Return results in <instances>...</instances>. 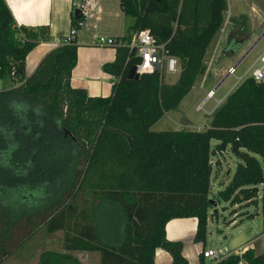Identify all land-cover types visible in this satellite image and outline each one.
I'll return each mask as SVG.
<instances>
[{
  "label": "trees",
  "instance_id": "obj_1",
  "mask_svg": "<svg viewBox=\"0 0 264 264\" xmlns=\"http://www.w3.org/2000/svg\"><path fill=\"white\" fill-rule=\"evenodd\" d=\"M119 3L133 19L122 39L146 30L166 44L180 65L175 83L157 74L129 79L138 58L114 46L115 59L103 70L118 80L108 97H90L71 87L79 46L75 39L65 44V37L27 77L28 53L49 37L39 28L17 27L0 0V80L13 85L0 91V264L41 229L61 232L65 252L99 253V264H153L158 248L172 264H188L183 244L166 239L165 225L196 218L194 242H205L212 156L227 148L237 164L219 196L235 205L242 199L256 204L260 196L264 229V82L245 79L202 131L151 129L205 74L203 61L227 1ZM81 19L73 17L72 26ZM240 45L230 38L221 53L234 55ZM108 207L120 216L116 242L101 225L100 211ZM240 262L264 264V254L248 249L217 264ZM38 264L81 263L67 253H45Z\"/></svg>",
  "mask_w": 264,
  "mask_h": 264
},
{
  "label": "rangeland",
  "instance_id": "obj_2",
  "mask_svg": "<svg viewBox=\"0 0 264 264\" xmlns=\"http://www.w3.org/2000/svg\"><path fill=\"white\" fill-rule=\"evenodd\" d=\"M229 3V0H226ZM232 2V1H231ZM224 15L221 30L212 39L203 65L206 72L195 81V84L188 95L180 102L179 106L172 111L163 115L159 121L153 126V131H202L209 126L211 116H208L204 111L197 112L196 107L200 105L206 98L208 91L215 89L220 81L226 76L227 71L235 66L238 60L249 50L252 44L259 36L247 35L248 31L241 30L245 23L244 18L240 20L236 17L229 19L228 10ZM123 32L120 39L128 37L127 29L133 23V19L127 16L121 17ZM226 23V27H224ZM84 29V28H83ZM80 29L77 33L78 41L88 42L90 31ZM262 34V33H261ZM238 36V38H237ZM235 37L238 42H241L240 48L234 55L230 53L222 55L221 51L225 48L230 38ZM86 38H88L86 40ZM99 38V36H98ZM101 38V37H100ZM103 38H107L106 36ZM219 42L216 53L215 48ZM112 50L109 47H105ZM264 52V38L250 52L249 56L238 66L236 76H241L246 69L256 60L260 54ZM36 69V66H35ZM83 71V68L81 67ZM34 71V70H33ZM32 73V72H31ZM30 75V74H29ZM178 79V75H173L165 78L166 84H173ZM235 78L229 76L224 84L215 93V98L220 99L226 95V98L234 91H230L234 85ZM105 86L110 89L109 83L113 80L106 79ZM13 87L8 79L0 80V91H4ZM111 91V90H110ZM224 99V102L226 100ZM214 106L212 100L206 102L204 110L209 111ZM217 144L216 141H211V148ZM212 173L211 186L212 191L209 195L210 200H213L218 211L219 219L216 220L212 212L208 213L207 231L205 246L208 249H222L226 252L233 251L239 247L253 246L256 253L264 254V229L262 226V211L260 196L257 198L256 204L250 203V200L242 199L239 204H233L231 201H225L219 196V191H222L229 184L233 176L237 164L236 157L228 148L224 153L215 154L212 156ZM2 176H8L3 173ZM230 176V178L228 177ZM211 209V208H210ZM240 213V216L238 215ZM251 214L250 217H245V214ZM242 218V221L235 228L230 226L232 219ZM101 225L104 235L110 242L116 241L121 235L119 229L120 216L110 207V209H102L100 211ZM108 237V238H107ZM251 241V242H250ZM250 242V243H249ZM249 243V244H248ZM207 250V249H205ZM45 253H65L62 245V233L48 235L44 229L39 230L32 238L17 249L3 264H38L40 256ZM202 253V252H201ZM73 256L81 264H99V253L97 252H72ZM56 261L55 259L52 262ZM190 264V262H188ZM205 264H211L207 262Z\"/></svg>",
  "mask_w": 264,
  "mask_h": 264
},
{
  "label": "crops",
  "instance_id": "obj_3",
  "mask_svg": "<svg viewBox=\"0 0 264 264\" xmlns=\"http://www.w3.org/2000/svg\"><path fill=\"white\" fill-rule=\"evenodd\" d=\"M81 1L4 0L17 27L39 28L44 30L49 37L48 40L38 41L37 45L28 53L25 59V75L27 77L34 72L35 66L37 67L43 57L57 48L60 45V41L68 35L72 26L74 12L81 6ZM95 2V7L86 17L85 27L84 29L82 28L85 31H90L89 39L86 38L88 42L83 41V36L81 41H78V35L75 37V43L79 48L77 50V64L72 71L71 87L84 89L90 97H108L113 83H109L110 89H108L104 82H106L107 78L111 80L112 76L103 70V66L114 61L115 50L99 47L97 41L100 37L105 36L107 38H119L118 36L123 32L121 17L124 14L120 8L119 0H95ZM227 10L229 11L228 21L235 17L239 20L244 18L245 25L243 24L244 26H242L241 30L248 31L249 34L247 35L260 36L264 31V0H229V3L227 1ZM228 177L230 178V176ZM214 208L209 209L208 213ZM106 209H110V207ZM238 215L240 216V213ZM245 215V217H250L251 214L247 213ZM241 221V217L232 219L230 226L235 228ZM119 229L121 230L120 226ZM196 229V218L172 219L165 225L166 239L183 244L182 255L190 264H201V252L208 249L205 246V242H194ZM246 248L255 249L253 246H247ZM65 253L73 256L72 252ZM206 261L204 259L203 264ZM153 264H172V258L165 250L158 248L154 253Z\"/></svg>",
  "mask_w": 264,
  "mask_h": 264
},
{
  "label": "built area",
  "instance_id": "obj_4",
  "mask_svg": "<svg viewBox=\"0 0 264 264\" xmlns=\"http://www.w3.org/2000/svg\"><path fill=\"white\" fill-rule=\"evenodd\" d=\"M95 4V0L81 1V6L79 7V9L81 10L80 17H82V19L79 20L75 25L71 26L68 35L65 37V44H71L75 39L78 31L85 27V19L94 9ZM224 27H226V23ZM219 42L220 40L217 42L214 53H216L218 50ZM97 45L99 47L109 48L114 46L126 47L129 50L134 51V55L138 58V62L134 65L135 74H137L138 77L144 74H157L160 81L165 83L164 80L166 77L179 75L180 73L179 62L166 50V44L157 43V41L146 30L134 33L127 39L101 37L98 39ZM237 68L233 66L227 71L226 74L228 77L233 76L235 78L234 85L230 91L235 89L247 78H251L258 83L264 82V52H262L260 56L253 61V63L241 76H236ZM112 80L114 84L118 79H116V77H112ZM215 93L216 91L214 92V89L210 90L206 94L205 100L196 107V111H204L206 115L212 116L213 113L224 103V99L226 98L225 95L223 98L216 99ZM210 100L214 102V106L211 110L205 111L204 105ZM247 250L248 248L241 247L233 251L226 252L222 249L215 248L203 250L201 255L211 264H217L232 255L241 256ZM239 264L244 263L240 262Z\"/></svg>",
  "mask_w": 264,
  "mask_h": 264
},
{
  "label": "water",
  "instance_id": "obj_5",
  "mask_svg": "<svg viewBox=\"0 0 264 264\" xmlns=\"http://www.w3.org/2000/svg\"><path fill=\"white\" fill-rule=\"evenodd\" d=\"M81 16V10L78 8L75 10L74 12V17L75 19H79ZM264 38V31L262 32V34L257 38V40L252 44V46L249 48V50L238 60V62L235 64V68H237L241 63L242 61L247 57V55H249V53L258 45V43ZM128 78L129 79H132V78H135L137 79L138 78V75L135 74V67L134 66H131L129 71H128ZM228 78V76L226 75L221 81L220 83L218 84V86L214 89V92L220 87V85ZM212 202V206L213 207H216L215 205V202L213 200H211ZM212 215L215 216L216 220L219 219V216H218V211L216 210V208H214L213 212H212Z\"/></svg>",
  "mask_w": 264,
  "mask_h": 264
},
{
  "label": "flooded vegetation",
  "instance_id": "obj_6",
  "mask_svg": "<svg viewBox=\"0 0 264 264\" xmlns=\"http://www.w3.org/2000/svg\"><path fill=\"white\" fill-rule=\"evenodd\" d=\"M244 25H245V23H244ZM237 38H238V36H237ZM236 41L238 42V40H236ZM241 42H242V40H241ZM241 42H240V43H241Z\"/></svg>",
  "mask_w": 264,
  "mask_h": 264
}]
</instances>
